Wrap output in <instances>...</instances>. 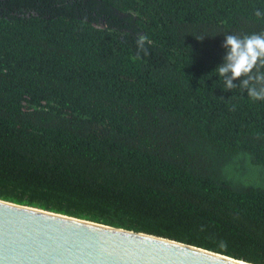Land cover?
<instances>
[{"label":"trees","instance_id":"obj_1","mask_svg":"<svg viewBox=\"0 0 264 264\" xmlns=\"http://www.w3.org/2000/svg\"><path fill=\"white\" fill-rule=\"evenodd\" d=\"M257 9L0 0V200L264 264V100L214 71Z\"/></svg>","mask_w":264,"mask_h":264},{"label":"water","instance_id":"obj_2","mask_svg":"<svg viewBox=\"0 0 264 264\" xmlns=\"http://www.w3.org/2000/svg\"><path fill=\"white\" fill-rule=\"evenodd\" d=\"M0 264H254L165 237L0 200Z\"/></svg>","mask_w":264,"mask_h":264},{"label":"clouds","instance_id":"obj_3","mask_svg":"<svg viewBox=\"0 0 264 264\" xmlns=\"http://www.w3.org/2000/svg\"><path fill=\"white\" fill-rule=\"evenodd\" d=\"M257 17L264 16V12L257 9ZM208 36L195 37L199 41ZM145 36L136 40L138 54L144 52ZM222 47L225 54L222 63L214 70L222 78L226 90L240 88L253 100H264V33H253L243 37L224 35ZM239 80V84L234 81Z\"/></svg>","mask_w":264,"mask_h":264}]
</instances>
